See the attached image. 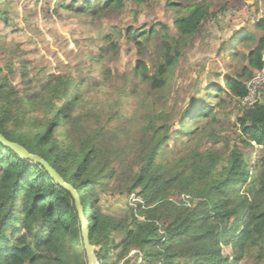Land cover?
<instances>
[{
  "label": "trees",
  "instance_id": "trees-1",
  "mask_svg": "<svg viewBox=\"0 0 264 264\" xmlns=\"http://www.w3.org/2000/svg\"><path fill=\"white\" fill-rule=\"evenodd\" d=\"M125 2L57 0V11L96 19L121 12ZM166 6L176 12L174 31L161 23L149 32L147 26L127 29L141 51L143 40H160L154 72L138 60L130 89L114 84L110 68L93 67L86 76L28 72V61L21 72L0 69V134L45 160L73 188L98 264L261 260L264 154L252 177L241 147L254 142L264 152V85L255 105L244 106L238 116L236 145L228 154L205 149L204 140L219 142L229 131L221 113L248 95V82L263 68L264 35L233 37L227 48L237 67L223 84L209 83L201 99L170 106L175 70L215 14L204 0H167ZM9 14L0 6V24L11 21ZM255 28L264 33V18ZM110 38L85 56L105 61L118 50ZM240 40L248 52L233 47ZM117 194L139 202L123 215L108 213L104 197ZM0 264H89L73 195L44 166L1 141Z\"/></svg>",
  "mask_w": 264,
  "mask_h": 264
},
{
  "label": "rangeland",
  "instance_id": "rangeland-1",
  "mask_svg": "<svg viewBox=\"0 0 264 264\" xmlns=\"http://www.w3.org/2000/svg\"><path fill=\"white\" fill-rule=\"evenodd\" d=\"M71 1L67 0V4ZM204 1L215 16L203 24L202 33L193 37L186 48L175 70L174 91L169 95L170 106L178 99L179 107L185 106L188 99H201L209 83L223 84L225 76L231 72L230 68L237 67L230 48H227L233 37L246 30L256 33L258 37L264 35L255 28V22L264 18V0ZM125 3L121 12L114 11L93 19L80 14L58 12L60 8L57 0H0V6L11 17L9 23L0 24L4 36L0 40V69L12 68L15 72H21L24 70L23 63L28 61V72L42 69L45 73L56 71L86 76V70L91 71L93 67L110 68L114 84L126 85L130 89L135 81L134 70L138 60H144L150 73L154 72L160 40L156 37L143 40L145 48L141 51L127 38V29L134 26L142 30L147 26L146 31L149 32L152 26L160 23L173 29L176 12L167 8V0H126ZM158 29L161 30L160 27ZM106 38H110L108 42L114 41L118 45L113 55L102 62L85 56L86 53L97 52L101 45H108ZM233 47L248 52L242 40L233 43ZM244 106L242 101L233 100L230 107L222 111L220 119L229 131L221 134L219 142L206 138L205 149H216L221 154H228L235 147L237 137L232 131L238 130L237 118ZM261 149L254 142L251 146L241 147L252 177L257 175L254 168L264 154ZM138 202L134 197L128 201L127 197L117 194L105 196L102 204L108 213L123 215L130 205ZM122 237L113 234L117 241ZM225 253H228L227 249ZM242 264H264V258L258 260L256 256H250Z\"/></svg>",
  "mask_w": 264,
  "mask_h": 264
},
{
  "label": "water",
  "instance_id": "water-1",
  "mask_svg": "<svg viewBox=\"0 0 264 264\" xmlns=\"http://www.w3.org/2000/svg\"><path fill=\"white\" fill-rule=\"evenodd\" d=\"M0 141L3 144H5L6 146H8L9 148L13 149L15 152H17L23 159H28V160L34 161V162L39 163L42 166H44L46 168V170L51 174V176L55 179V181L60 186L65 188L67 191H69L73 195V197L76 201L77 208L79 210V214L81 217L82 224H83L84 245L86 248V253H87L89 264H98L94 249L90 243L89 233L87 230V220L85 219L84 211H83L82 206L80 204L78 195L73 190V188L70 185L66 184L64 182V180L61 178V176L45 160H43L39 156L30 154L25 148H23L22 146H20L18 144H15V143L8 141L1 134H0Z\"/></svg>",
  "mask_w": 264,
  "mask_h": 264
},
{
  "label": "built area",
  "instance_id": "built-area-1",
  "mask_svg": "<svg viewBox=\"0 0 264 264\" xmlns=\"http://www.w3.org/2000/svg\"><path fill=\"white\" fill-rule=\"evenodd\" d=\"M264 62V55H263ZM264 85V66L256 72L254 77L248 82V95L242 100L245 106L251 107L255 105L258 100L259 90Z\"/></svg>",
  "mask_w": 264,
  "mask_h": 264
},
{
  "label": "crops",
  "instance_id": "crops-1",
  "mask_svg": "<svg viewBox=\"0 0 264 264\" xmlns=\"http://www.w3.org/2000/svg\"><path fill=\"white\" fill-rule=\"evenodd\" d=\"M245 32H251V31H247V30H246V31H244V32L240 33L239 35H242V34H243V33H245Z\"/></svg>",
  "mask_w": 264,
  "mask_h": 264
}]
</instances>
